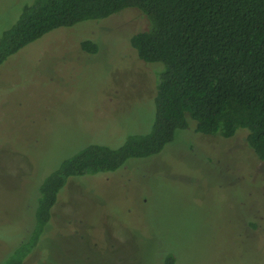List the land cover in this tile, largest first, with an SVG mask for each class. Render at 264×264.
<instances>
[{
	"label": "rangeland",
	"instance_id": "obj_1",
	"mask_svg": "<svg viewBox=\"0 0 264 264\" xmlns=\"http://www.w3.org/2000/svg\"><path fill=\"white\" fill-rule=\"evenodd\" d=\"M35 1L0 0V38ZM148 28L126 9L55 30L0 67V262L66 160L151 132L163 67L130 44ZM87 40L97 54L82 49ZM194 128L156 156L70 179L24 264H163L169 254L177 264H264L262 162L241 131L224 139Z\"/></svg>",
	"mask_w": 264,
	"mask_h": 264
},
{
	"label": "trees",
	"instance_id": "obj_2",
	"mask_svg": "<svg viewBox=\"0 0 264 264\" xmlns=\"http://www.w3.org/2000/svg\"><path fill=\"white\" fill-rule=\"evenodd\" d=\"M138 9L149 28L130 44L148 64L162 65L149 134L119 148L90 145L66 160L41 187L29 233L0 264H24L37 248L59 194L70 179L114 173L130 160L163 152L177 131L232 139L241 131L264 169V0H36L0 38V67L62 28ZM97 54L99 45L81 43ZM163 264H177L173 254Z\"/></svg>",
	"mask_w": 264,
	"mask_h": 264
}]
</instances>
